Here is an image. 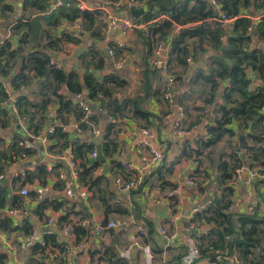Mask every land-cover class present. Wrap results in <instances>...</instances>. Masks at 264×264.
Returning <instances> with one entry per match:
<instances>
[{
  "label": "trees",
  "instance_id": "16d2710c",
  "mask_svg": "<svg viewBox=\"0 0 264 264\" xmlns=\"http://www.w3.org/2000/svg\"><path fill=\"white\" fill-rule=\"evenodd\" d=\"M104 1L111 6L120 0ZM215 2L218 10L208 0H146L150 11L140 22L147 23L159 15L168 19L151 25V39L146 38L142 32H137L144 41L146 51L139 63V92L129 95L125 93L128 87L126 78L113 69L115 61L129 53V49L125 47L109 43L107 49H112L114 54L113 57H105L98 47L89 45L77 57V65L83 70V75L77 68L68 71L50 64L54 59L52 55H60L65 44L82 46L86 36L93 41L102 40V31L107 27V15L102 10H80L72 6L68 9H56L52 15L48 14L44 18V14L50 10V0H21L19 10L9 0H0V18L8 22L5 30L8 28L9 31V38L3 39L0 44V177L5 176L6 166H10L17 159L37 154V146L26 147L25 143L42 137L48 133L49 127L54 126L53 133L47 134L51 143L48 152L53 153L64 148L71 150L72 159L77 162V182L92 195L88 199V206L98 208L101 212L104 218L102 225L106 226L111 219L125 221L132 213L136 216L134 213H138L137 203L134 204L135 209L129 210L124 203L116 204L113 201L116 196V192L111 189L114 178L121 176L129 179L134 175L124 169L122 162L116 160L121 151L118 137L122 122L126 119L141 121L138 126L140 128L153 129L155 119L160 122L161 117L172 113L163 97L164 81L161 70L152 67L149 61L155 44L167 40L175 23L183 28L170 40L168 72L174 76L175 86L181 87L185 81L184 75L190 67L188 59L197 62L206 58L208 70L196 72V76L189 83L193 92H196L193 86L203 87L200 97L209 95L204 100L205 104L221 101L216 110L219 117L213 126L207 127L206 140L193 141L194 147L185 143L177 160L169 165L163 161L152 174L143 177L140 188L132 191L131 195L142 192L152 176L159 180L164 179L163 169L164 173L171 175L173 166L183 159L194 156L199 167L206 161L207 168L211 167L215 173L213 180L219 194L193 217L196 227L201 224L209 227L206 233L195 234L200 259L207 260L210 264H226L227 261L217 259L218 255L225 257L235 253L240 264H264V215H250L245 209L240 212L228 211L233 203L234 186L231 185V180L235 170L248 164L249 167L258 166L264 172V0ZM218 11L232 20L229 27L216 21H208L216 18ZM256 16L259 17L257 23L253 21ZM62 23L70 26L80 23L79 36L70 31L56 33V28ZM189 24L194 25L186 27ZM13 38L17 39L16 46L11 42ZM249 73L255 74L256 80L250 79ZM2 79H7L8 83H4ZM221 82H226L228 86L217 98V88ZM251 84L253 88L248 91ZM9 88L12 92H9ZM82 94L86 95L83 99L85 102L97 107L89 115H86L79 102L74 99V96ZM148 98H154L167 110L162 111V115L146 110L145 100ZM10 103L13 104L14 116L8 109ZM98 103L105 113L98 112ZM178 106L183 108L186 116L187 109L180 97ZM51 108H55L54 118L51 117ZM16 120L25 123V133L19 132ZM71 122L78 123L79 132L75 135L63 130ZM99 126L100 129L97 128ZM191 128L188 126L185 129ZM95 129L100 130L103 135L100 149L108 163L107 172L99 175L97 169L102 166L101 163L93 162L90 158L97 147L90 140L79 138V135L91 137ZM6 130L11 131L8 140L2 135ZM237 131L247 138L245 150L231 142L232 138L239 135ZM222 141L225 144L219 148ZM61 167L63 166L57 164L51 170H46L44 165H39L34 168L33 173L25 171L22 180L17 177L14 182L20 187L34 183L43 187L50 174L55 172L57 175ZM203 174L205 177L208 175L205 167ZM163 186L173 188L170 182H164ZM53 188L62 191L64 183L58 182ZM253 191L264 210V183H254ZM13 200L12 205H17L18 197ZM7 202V188L0 185V209ZM67 205V200L45 199L38 205L35 215L42 220L47 210H64L65 215L56 223L61 227L64 223L71 222L68 217L75 205ZM72 214L81 215L80 219L90 216L85 206H82L81 212ZM13 226L11 219L0 221L1 232L21 230L25 235L32 232L28 221H23L20 228L15 229ZM109 231L114 230L106 232ZM73 234V244H76L89 233L83 227L74 226ZM152 235L153 230L149 225L144 245L150 246ZM42 238L45 247L34 244L31 256L39 254L41 259L45 258L46 247H55L60 255L65 256L64 246L69 247V244L56 242V234L44 233ZM152 245L151 252L155 257L163 254V248L157 243ZM97 253L90 252L91 258ZM184 254L185 252L178 253L169 260L180 264ZM169 260L162 264H169ZM98 261L105 264H129L127 258L118 256L113 246L105 249ZM0 264H8L6 255L1 252ZM34 264L41 263L34 260Z\"/></svg>",
  "mask_w": 264,
  "mask_h": 264
},
{
  "label": "crops",
  "instance_id": "0c3cea01",
  "mask_svg": "<svg viewBox=\"0 0 264 264\" xmlns=\"http://www.w3.org/2000/svg\"><path fill=\"white\" fill-rule=\"evenodd\" d=\"M129 1L130 0H120V6L115 7L114 5H107L104 0H84L85 8H87V10L100 9L107 15L105 23L107 27L109 26V30L107 31V27L103 29L102 40L100 42L93 41L89 39L88 36H86V41L82 46L71 47L68 55H63L61 57L63 59L69 58L75 50L79 49L80 47H84L86 50L89 45H101L106 49L107 54L110 50L107 49V45L109 43H113L117 47H119V45H122V47L129 49V53L126 56L123 55L119 60H116L113 69L114 71L118 70L119 72H121L122 76L126 78L128 87L125 93L131 95L139 92V84L141 78L139 63L141 62V57H143V55L145 54L146 48L143 39L137 35V32L143 33V29L134 30L131 33H123V31L119 27H110L109 17L129 16L136 23L147 24L149 27H151L154 22L153 20H150L147 23L140 22L149 13L147 12L149 8L146 2L138 1L134 4H131ZM180 1L181 0H175V2ZM20 2L21 0H18L17 2L14 0H9V3L15 8H18V10ZM130 7H142L146 14L144 15V17L136 20L130 15ZM55 11L56 9L51 8L50 4V10L44 14V18L47 17L48 14L52 15ZM163 19L168 18L163 16L162 18H155L154 20L158 22L159 20ZM258 20V16L253 18V21L255 23H257ZM7 23V21L0 18L1 35H3L4 33L6 35L8 33V28L5 30V25ZM74 25L70 26L66 23H62L58 28H56V33L60 34L61 32L70 31L73 32L75 36H77L80 29H75ZM227 27H229V25H227ZM11 42L13 45H17L16 38H13ZM109 56L113 57V55L108 54L107 57ZM166 56L167 54L165 53L160 57V59L163 60ZM122 58H124L125 63L119 65V62ZM72 64L77 65V58ZM189 66V70L184 75L185 81L183 82V86H175L176 92H174V98H177L178 103L180 97L182 103H184L186 106L187 113L182 122V127L185 129L188 126H191L192 128L190 129V134H188L187 136H180L173 131V124L178 117L177 112L173 109L171 114H168L165 117H161L160 122L156 121L155 119L153 129H151V134L149 136H143L137 131V128H140L138 126H140L141 121L136 122L131 119H126L122 122L121 133L118 137L120 141L121 151L117 154L116 160L131 164L135 172L141 173L143 177L152 174L154 170L151 163V151L161 153L163 155V161H166V164L169 165L170 163L178 159L179 152L182 150V147L185 143H190L192 147H194V145L192 144L193 141H196L198 139L206 140L207 127L213 126L216 118L219 117L216 110L219 107L221 101L217 100L214 101L213 104H205L204 100L208 99L209 95H203L202 98L200 97V92L202 91L203 87L193 86V90L196 91L193 92L189 83V80H192L196 76V72H206L208 70V63L206 58H203L197 62L190 61ZM77 69L78 72L83 75V70L78 65ZM105 69L107 68L105 67ZM252 74L253 73H249V75ZM161 76L163 81L164 75L162 72ZM227 86L228 84L226 82H221L219 84V87L217 88V98L221 96ZM176 89H178V91ZM82 95L86 96L85 94ZM118 97H120V95ZM145 109L149 110L155 115H162V111L167 110L165 106L159 105L154 98H148L145 100ZM51 117H55V108H51ZM19 126V132L25 133L27 131L25 123H21ZM69 126L70 128L67 129V131H69L71 135H75V133L79 132L77 131L78 129L73 130L74 122H71ZM233 127L236 128V125H233ZM97 128L100 129L101 127L99 126ZM96 131L100 133V130ZM237 133L243 134L240 131H237ZM2 135H4V138L6 140H8L11 137V131L6 130ZM47 136V133L42 136L45 138V141H42L38 138L29 141L28 146H37V154L30 157L25 156L19 160L17 159V161H14V163H12L10 166H6L5 176L0 177V180H8L7 184L5 185L0 182V185L6 186L8 191V202L2 209H0V221L3 219H11L13 225L15 226V229L20 228L23 221H28L32 226V232L29 235L23 234L21 230H15L11 233L0 231V252L6 255L8 264H34V260L37 262L41 261V263H43V261H46L44 264H105L103 261H98L105 249L113 246L117 254H119L123 247L133 238H137L143 244L145 237L138 236V228L144 229L147 233V227L149 225H151L153 230V235L150 238L149 242V251L151 252V245L155 243L163 248V254L157 257H155L154 255L155 264H162V262L171 259L172 256L178 253L185 252L184 243L187 237L186 229L190 228L194 223L193 217L191 215L193 206L208 204L210 203L211 199L216 196V194H219V191L217 190L213 180L215 177L213 169L211 167L207 168L206 161H204L203 163L204 166L202 164V166L199 167L198 162L196 161L197 159L194 156L191 157V159H183L180 162L176 163L172 168L171 175H167L166 173H164L163 169L162 173L164 179L162 180L157 179L156 176H152L142 192L139 191L134 193V195H131L132 199L130 205L123 202L125 197L118 193L113 180L111 189L116 192L114 200L121 199V203H124V205L129 210L135 209L134 204L137 203L138 213H134L136 216H134L132 213L131 216L124 219L125 221H121L127 224L126 227H121L114 231H104L103 233H98L95 230V225L101 223L104 218L98 208H92L88 206V199L91 198L92 195L87 192L84 187L80 186L77 182V178L72 175L73 170L75 168L77 169V162L73 161V159L71 160L72 156H68V148L49 153L48 147L51 143L48 141ZM85 136L87 135H79V138L88 140L87 138H84ZM92 136L93 135H91V137ZM238 136L239 135H236V137L232 138L231 142L234 143L237 140L238 145H240ZM245 140L246 143H248L247 138H245ZM223 144H225L224 141H222L218 146ZM40 147H42V149H40ZM58 152L67 153V160H53L51 156L54 153ZM57 164H60L63 167L59 168V170L57 171V175L55 172L50 174V177L47 178L45 186L42 187L38 183H34L33 185H25L23 187H26L28 189L29 196L21 197L18 194L19 189L23 187H20L19 184H16L14 182V179L20 177V179L22 180L24 172L28 171L33 173L36 166L44 165L46 167V170H51L53 166ZM106 164L108 166L107 161ZM101 165L102 166L100 168H102V171H97L98 175L104 173L103 164ZM167 165L165 167H168ZM204 167L206 168L208 174L206 177L203 174ZM60 173H64V180H58ZM190 177L194 178L196 181L194 187L195 189L188 187V185L186 184L187 178ZM195 177H197V179ZM58 182L64 183V188L62 191L54 190L53 188V185ZM164 182H170L173 188L171 189L163 186ZM198 184L200 186H198ZM173 189L177 190V193L174 197L168 198V193ZM233 191V202H242L241 205L236 207L237 212H240L241 210H243L244 203L247 199V194L250 190L246 189L242 184H238L234 186ZM39 195L45 197V199H47L48 201L54 199H57L58 201L67 200L68 207L75 205L72 206L73 211L71 210V213L68 217L69 221L71 220L75 222L87 220L92 223L91 227L87 230L89 234L81 241L83 242V249L80 251H75L74 258H68L64 255H59L58 258L50 260L46 257V253L44 255L45 258L42 257L43 259H41L40 255H30L32 246L35 244V242H40L41 240H43L42 235L44 233L56 234V242L58 243H67L70 246L74 242L69 238V235L62 230V228L69 222L64 223L61 227H58L56 224L57 220L65 215L64 210H47L44 212L45 216L44 219L42 218V220H40L35 215V212L38 209V205L40 204V201L38 200ZM15 197H18V204L13 206L12 202L14 201L13 199ZM80 204L81 206L79 207ZM82 206H85L90 214L89 217L84 219H80L81 215L72 214L74 212H81ZM16 208L20 209V213L12 216L11 211ZM160 226L166 227L169 233L176 234V240L170 247H163L162 239L157 232V229ZM47 227H49V230H46ZM207 227V225L201 224L198 225V227L195 226L192 231L194 234H201L202 231H205L207 229ZM33 234L34 238L31 239L30 237ZM168 249L170 250L168 251ZM94 251L98 253L93 258H91L90 252ZM29 259H32L33 261H30ZM15 260H17L18 262ZM128 260L129 264H143L146 260V253L141 252L138 249H133L129 254ZM157 260L159 261V263ZM169 261V264H175L172 262V260ZM203 264L209 263L207 260H205Z\"/></svg>",
  "mask_w": 264,
  "mask_h": 264
},
{
  "label": "built area",
  "instance_id": "2783aa9c",
  "mask_svg": "<svg viewBox=\"0 0 264 264\" xmlns=\"http://www.w3.org/2000/svg\"><path fill=\"white\" fill-rule=\"evenodd\" d=\"M138 1H142V2H146V0H130L129 2L131 4H134ZM215 8L217 9L216 6V2L215 0H208ZM50 4H51V8L53 9H59V8H63V9H68L72 6H76L78 9L80 10H87V8H85V2L84 0H50ZM115 7H119L120 6V2H116L115 4H113ZM163 15H159L158 17H156V19L158 18H162ZM166 17V16H165ZM168 18V17H167ZM109 25L110 27H119L123 33H131L134 30H139V29H143V35L146 38H152L153 36V32L152 30H150V27L147 24H141V23H136L132 18H130L129 16H113V17H109ZM155 19V18H154ZM153 20V22H157L156 20ZM210 21H216L219 23H222L223 25L227 26L231 24L232 20L228 19L224 13L219 12L218 11V16L216 18L213 19H209ZM194 24H189L186 27L189 26H193ZM174 29L173 32L167 37V40H162L158 43L155 44V48L153 50L152 56L150 58V64L152 67H156L159 68L161 70V72L164 75V85H163V89H164V100L167 102V105H169V107H171V109L175 110L178 114L177 119L175 120L174 124H173V131L176 132L178 135L180 136H187L188 134L191 133V130H186L182 127V122L185 118V114L183 111V108L178 106V103L176 105H174V92H175V79L174 76L168 72V67H167V61L168 58L167 56L161 60L160 57L162 55H164L165 53L168 55L169 49H170V40L173 38V35L178 32L181 28H183V26H179L176 25L175 23L173 24ZM141 27V28H140ZM75 29H80V23H76L74 25ZM109 30V26L107 27V31ZM1 35V34H0ZM9 38V31L6 35H1L0 36V44L2 42L3 39H8ZM71 47H73L72 44H65L64 45V49L61 52L60 56L63 55H68V52L71 50ZM119 47H122V45H119ZM109 55H113V51L112 49H110L108 51ZM190 58L188 59V62H190ZM125 63L124 58L121 59V61L119 62V65ZM51 65H55L58 69H66L68 71H73L74 69L77 68L76 64H69L66 65L64 64L62 61L53 59L50 63ZM250 79L252 80H256L255 74L249 75L248 76ZM253 86L252 84L248 86V91L252 90ZM74 99L77 100L79 102L80 107L82 108V110L86 113V115H89L90 113V108H89V104L86 103L83 99L84 96L83 95H76L74 96ZM91 106V104H90ZM95 106V105H94ZM95 108H97L95 106ZM98 112L99 113H105L103 111V109L101 108V106H99L98 103ZM16 125H20L21 121L20 120H16L15 121ZM74 129L73 130H77L78 129V123H74ZM20 128V126H19ZM54 126L49 127L48 129V133L52 134L53 133V129ZM70 126H64L63 130L67 131V129H69ZM137 131L142 134L143 136H149L151 134V129L148 128H137ZM47 133V134H48ZM99 134L98 131H94L93 132V136H97ZM38 139L45 141L44 137H38ZM26 147L28 146V143H25ZM67 153L69 154L68 156L71 157V150L68 148ZM67 153H54L51 158L55 161H65L67 160ZM180 154V152H179ZM151 163H152V167L155 169L157 168L163 161V155L161 153H158L156 151H151ZM96 157V152L91 153L90 158L94 159ZM72 160V157H71ZM75 164V163H74ZM121 165L124 167V169L126 171H129L131 173H134V175H132V178L129 179H124L121 176H117L114 179V185L115 188L117 189L118 193H120L121 195H123L125 197V199L123 200L124 203L130 205L131 202V193L132 191H136L140 188L142 181H143V175L141 173H137L135 172V170L133 169V167L131 166V164L127 163V162H122ZM76 166V165H75ZM98 172L102 171V168H98L97 170ZM245 173V175H244ZM73 176H75L77 178V172H76V168L73 170L72 173ZM65 175L64 173H60L58 180H64ZM257 181H262L264 183V172H261L258 166H252L249 167V165H244L243 167L237 168L232 176V180H231V185L236 186L238 184H242L246 189L250 190L247 194V199L246 202L244 203V207L243 209L246 210L247 214L250 215H254L257 214L258 216H263L264 215V210L263 207L261 205H259L258 203V198L255 195L254 191H253V183L257 182ZM186 184L188 185V187L195 189V184L196 181L194 178L190 177L187 178L186 180ZM14 187V186H13ZM177 193V190L173 189L168 193V198H172L175 196V194ZM18 194L21 197H27L29 196V191L26 187H23L21 189H19ZM41 194V193H39ZM38 200L40 201L39 203H42L45 200V197L43 196H38ZM213 198L211 199L210 203L212 202ZM114 203L119 204L121 203V199H115ZM208 203V204H210ZM241 201H235L232 203V205L228 208L229 212L232 211H237L236 207L241 205ZM208 204H200V205H196L193 206L192 211H191V215L192 217H194L195 214L200 213L203 209H205ZM18 213H20V209L16 208L13 209L11 211V215L15 216ZM91 222L87 221V220H83V221H71L68 224H66L62 230L63 232L67 233L69 235V238L73 241H75V236L73 234V228L74 226H80L83 227L84 229L88 230L91 227ZM127 224L124 222H117V221H109L106 226H103L102 223H98L95 225V230L98 233H103L104 231H108V230H116L118 228L121 227H126ZM195 227V224H193L190 228L186 229V241L184 243V248H185V254L183 255V257L180 260V264H203V260L200 259V251L198 248V241H197V237L196 235L193 233L192 229ZM209 230V227H207V229L205 231H202V233H206ZM157 232L159 234V236L162 239V243H163V247L167 248L170 247L173 242L176 240V234L175 233H169L167 231V228L164 226H160L157 229ZM147 233L144 229L142 228H138V236L139 237H146ZM31 239L34 238V234L31 235L30 237ZM38 243L41 247H45V243L44 241H40V242H35V244ZM74 243V242H73ZM71 244L69 247L67 245L64 246V254L66 257H72L74 258V253L75 251H80L83 249V242H79L76 244ZM45 253H46V257L49 258L50 260H54L56 258L59 257V252L57 251V249L55 247H46L45 248ZM133 249H138L141 252L146 253V260L143 264H155L154 262V254L152 252L149 251V246L142 244L137 238H133L129 243H127L123 249L121 250V252L118 254L119 257H123V258H129V254L131 252V250ZM39 255V254H38ZM221 258L224 261H227L226 264H240L239 260H238V256L237 254H232L230 256H225V257H220V255H218L217 259ZM17 261V260H15ZM18 262V261H17ZM46 261H43L44 264ZM15 264H20V263H15ZM210 264V263H209Z\"/></svg>",
  "mask_w": 264,
  "mask_h": 264
},
{
  "label": "water",
  "instance_id": "95a60500",
  "mask_svg": "<svg viewBox=\"0 0 264 264\" xmlns=\"http://www.w3.org/2000/svg\"><path fill=\"white\" fill-rule=\"evenodd\" d=\"M129 11H130V15L136 20H138L139 18L144 17V15L146 14L142 7H130ZM149 11H150V9L147 12H149ZM96 46L102 51V53H103V55L105 57L108 56L107 51H106V49L104 47H102L101 45H98V44H96ZM84 50H85L84 47H80L79 49L75 50L71 54V56L69 58H65V59H63L60 55H57V54H53L52 57L54 59H56V60L63 61V63L66 64V65H69V64L74 63V60H76V58L79 56V54L84 52ZM2 81L4 83H8L7 79H2ZM32 88H34V86ZM9 92H12L11 88H9ZM22 95H23V93H22ZM176 104H177V98L175 97L174 98V105H176ZM89 108H90L91 111H93L95 109V106H93V105L90 106L89 105ZM8 109L10 110L11 114L14 116L15 113H14V108H13V104L12 103L9 104ZM16 127L19 128L18 125H16ZM102 136L103 135L100 132L95 137H87V136H85L84 138H87L88 140H90V142L93 143L97 147V149H96V157L94 159H92V161L93 162L97 161V162L103 164V168H104L103 171H104V173H106L108 166L106 164V160L103 157L101 149H100V143H101V140H102ZM238 139H239V144H240L241 150L247 149V143H246V140H245V135L244 134H239ZM40 149H42V147H40ZM0 182L5 185V184H7L8 180L7 179H1ZM29 218H31V217H29ZM46 230H49V227H47Z\"/></svg>",
  "mask_w": 264,
  "mask_h": 264
},
{
  "label": "rangeland",
  "instance_id": "374dc122",
  "mask_svg": "<svg viewBox=\"0 0 264 264\" xmlns=\"http://www.w3.org/2000/svg\"><path fill=\"white\" fill-rule=\"evenodd\" d=\"M236 139V138H235ZM234 143H236V144H238V142H237V140H236V142H234ZM224 145V144H223ZM223 145H220V147L219 148H222L223 147ZM181 152V151H180ZM195 178H197V177H195ZM254 183H257V182H254ZM253 183V184H254ZM253 187V186H252Z\"/></svg>",
  "mask_w": 264,
  "mask_h": 264
},
{
  "label": "flooded vegetation",
  "instance_id": "af4514ba",
  "mask_svg": "<svg viewBox=\"0 0 264 264\" xmlns=\"http://www.w3.org/2000/svg\"><path fill=\"white\" fill-rule=\"evenodd\" d=\"M239 146V148H240V145H238ZM241 149V148H240Z\"/></svg>",
  "mask_w": 264,
  "mask_h": 264
}]
</instances>
